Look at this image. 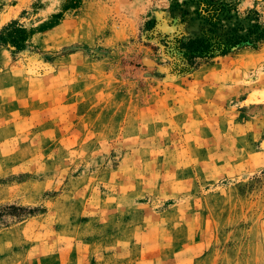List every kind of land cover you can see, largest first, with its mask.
Here are the masks:
<instances>
[{
    "label": "rangeland",
    "instance_id": "1",
    "mask_svg": "<svg viewBox=\"0 0 264 264\" xmlns=\"http://www.w3.org/2000/svg\"><path fill=\"white\" fill-rule=\"evenodd\" d=\"M257 24L264 0H0V264H264ZM204 39L236 49L181 71Z\"/></svg>",
    "mask_w": 264,
    "mask_h": 264
},
{
    "label": "trees",
    "instance_id": "2",
    "mask_svg": "<svg viewBox=\"0 0 264 264\" xmlns=\"http://www.w3.org/2000/svg\"><path fill=\"white\" fill-rule=\"evenodd\" d=\"M7 35L14 36L12 38V42L17 45L21 42V40H23L24 32L22 29L16 28L15 31L9 32ZM4 38L5 36L3 34H0V39ZM250 38L251 42H262L264 40V28L259 29V25L257 24L255 28H252L250 30ZM178 41L179 44L173 46L174 53L181 51L180 40ZM188 48H190V52L187 53V62L186 64L182 65L181 68L179 66L181 71H189L194 64H200V62L209 61V59L217 55L234 52V50L236 49L235 44H232L230 40L227 42H212L209 39L190 41L188 43Z\"/></svg>",
    "mask_w": 264,
    "mask_h": 264
},
{
    "label": "bare ground",
    "instance_id": "3",
    "mask_svg": "<svg viewBox=\"0 0 264 264\" xmlns=\"http://www.w3.org/2000/svg\"><path fill=\"white\" fill-rule=\"evenodd\" d=\"M164 27L168 28V26L165 24Z\"/></svg>",
    "mask_w": 264,
    "mask_h": 264
}]
</instances>
